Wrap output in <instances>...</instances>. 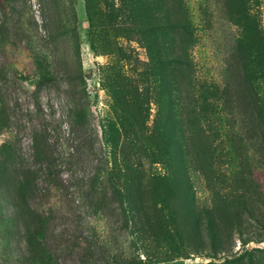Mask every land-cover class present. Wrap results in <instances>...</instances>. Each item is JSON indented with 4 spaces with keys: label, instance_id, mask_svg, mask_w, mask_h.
<instances>
[{
    "label": "rangeland",
    "instance_id": "obj_1",
    "mask_svg": "<svg viewBox=\"0 0 264 264\" xmlns=\"http://www.w3.org/2000/svg\"><path fill=\"white\" fill-rule=\"evenodd\" d=\"M0 264H264V0H0Z\"/></svg>",
    "mask_w": 264,
    "mask_h": 264
},
{
    "label": "trees",
    "instance_id": "obj_2",
    "mask_svg": "<svg viewBox=\"0 0 264 264\" xmlns=\"http://www.w3.org/2000/svg\"><path fill=\"white\" fill-rule=\"evenodd\" d=\"M47 141L46 139L43 140V142H41L40 140H38V138L35 140V144H34V157L35 156H40V155H44V153L46 152V147L47 146ZM22 171H21V175H23L24 177H26L28 175V173H30L32 170H30V168L26 165V163L23 164L22 166ZM50 174V173H49ZM24 180V179H23ZM24 184V182H23ZM24 185H22L23 187ZM32 188L35 189L36 188V184L35 182L33 183L32 185ZM39 230L38 231H34L32 234H31V239L33 240L35 237L37 236H42L43 235V231L45 230V226L43 228V223L40 222L39 226H38ZM37 249L39 250V252L42 254V257L40 258L41 261L43 262L45 259H49L50 257L45 253V250L41 247V248H38Z\"/></svg>",
    "mask_w": 264,
    "mask_h": 264
}]
</instances>
